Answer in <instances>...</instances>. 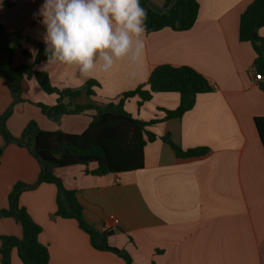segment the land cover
Instances as JSON below:
<instances>
[{
  "label": "crops",
  "instance_id": "0c3cea01",
  "mask_svg": "<svg viewBox=\"0 0 264 264\" xmlns=\"http://www.w3.org/2000/svg\"><path fill=\"white\" fill-rule=\"evenodd\" d=\"M167 1L148 0L147 6L163 12ZM198 1L200 11L192 29L145 33L143 65L135 79L129 78L126 62H119L111 74L97 72L86 80L64 66L44 70L46 61L35 67L47 72L58 89L83 90L88 80L95 79L100 84L95 95L83 93L76 103L100 107L146 83L152 70L163 64L190 66L213 87L212 92L197 95L194 106L181 117L171 119H164L163 110L179 107V93H154L142 106L138 96L125 102L135 118L159 121L148 127L158 138L145 147L144 168L93 175L88 170L96 165L91 164L56 168L53 173L75 191L87 224L112 231L107 235L110 245L126 250L133 264H264V147L255 125V118L264 117V78L256 80L252 70L256 57L252 44L239 39L241 15L254 0ZM43 3L0 0V24L8 33L18 32L20 45L32 55L44 42L42 17L34 16ZM258 36L264 37V28ZM8 42L0 37L1 47L10 48ZM8 61L19 67L31 64L32 58L21 49L13 54L0 50V62ZM29 83L41 89L36 88L38 95L30 100L57 104V94L46 93L34 77ZM11 102L10 82L0 76V116ZM95 113L92 109L66 114L55 121L24 101L6 125L16 138L31 120L46 131L81 134ZM167 135L183 149L207 148L208 153L180 158L160 139ZM40 172L27 148L6 145L0 157V210L8 207L14 184H32ZM56 200L57 187L50 183L23 192L19 200L43 228L40 241L49 248L50 264H125L118 255L95 249L75 219L56 216ZM1 235L22 237V227L1 214ZM11 261L23 264L16 249Z\"/></svg>",
  "mask_w": 264,
  "mask_h": 264
},
{
  "label": "trees",
  "instance_id": "16d2710c",
  "mask_svg": "<svg viewBox=\"0 0 264 264\" xmlns=\"http://www.w3.org/2000/svg\"><path fill=\"white\" fill-rule=\"evenodd\" d=\"M148 0H140L147 10L146 34L169 28L175 32L192 29L195 25L200 3L198 0H168L165 11L157 12L147 6ZM11 5V3H6ZM264 28V0H254L242 13L239 27V39L250 42L256 53L252 70L255 76L264 78V37L255 40L252 34ZM0 37L8 40L10 48L0 46V50H8L13 54L21 49L23 54L32 58L31 64L13 67L11 61L0 62V76L10 82L13 101L10 107L0 116V134L4 144L0 146V157L6 145L16 143L27 148L41 166V172L36 182L27 184L17 182L8 195V207L0 210L3 217L11 218L22 227V237L11 235L0 236L1 264H12L11 251L16 249L23 264H50V252L47 245L40 241L42 226L30 215L28 210L20 205L23 192L33 190L42 183L54 184L57 187V210L55 215L65 219H75L79 227L86 232L92 246L99 251L112 252L125 261L133 264L130 254L111 246L107 232L91 228L83 218V208L73 190L67 189L62 180L54 173L56 168L83 165L96 167L88 170L93 175L124 174L144 168L145 147L155 141L158 136L148 130V127L159 122H149L135 118L125 108V102L135 96L139 97L138 105L149 101L154 93H179L180 105L175 110H163L164 119L181 117L190 110L199 94L210 93L213 87L210 81L196 69L190 66L159 65L154 68L146 83L138 85L134 90L127 91L112 99L104 107L93 104H77L76 99L83 93L93 96L94 88L100 87L95 79L86 82L83 90L69 88L58 89L51 83L47 72L37 71L35 67L47 61L45 43L40 42L34 55L20 45L21 36L18 32L8 33L0 24ZM35 78L39 86L48 94H57L58 101L54 106L31 102L40 107L48 118L58 121L63 115L84 113L94 109L96 113L88 128L81 134L66 133L61 130L46 131L34 120L28 122L22 135L16 138L7 128V120L12 115L14 106L25 101L23 94L29 81ZM68 99L67 103L63 100ZM255 125L264 147V117L255 118ZM180 158H192L206 155L207 148L183 149L172 141L169 135L160 137Z\"/></svg>",
  "mask_w": 264,
  "mask_h": 264
},
{
  "label": "clouds",
  "instance_id": "9594fccd",
  "mask_svg": "<svg viewBox=\"0 0 264 264\" xmlns=\"http://www.w3.org/2000/svg\"><path fill=\"white\" fill-rule=\"evenodd\" d=\"M44 70L64 66L89 79L126 62L135 79L143 65L147 10L140 0H44Z\"/></svg>",
  "mask_w": 264,
  "mask_h": 264
},
{
  "label": "rangeland",
  "instance_id": "374dc122",
  "mask_svg": "<svg viewBox=\"0 0 264 264\" xmlns=\"http://www.w3.org/2000/svg\"><path fill=\"white\" fill-rule=\"evenodd\" d=\"M5 78V77H4ZM33 79V78H32ZM8 80V79H7ZM32 82H34V80L32 81ZM36 88H38L39 90H41L39 87H38V85H36L35 83H34V85L33 86H31L30 85V83H29V85H28V88H27V90L25 91V93H27L25 96H27V97H25L24 96V94H23V99L25 100V101H27V102H29V103H31V102H33L32 101V99L30 100V97L32 96V97H36L37 95H38V92H37V89ZM30 96V97H29ZM29 97V98H28ZM12 101H13V98H12ZM22 102H24V101H22ZM22 102H20V103H22ZM12 103V102H11ZM11 103H10V105H11ZM20 103H17L15 106H14V109H15V107L18 105V104H20ZM35 103V102H34ZM33 103V104H34ZM10 105H9V107H10ZM35 105V104H34ZM8 107V108H9ZM7 108V109H8ZM6 109V110H7ZM14 109H13V111H14ZM5 110V111H6ZM1 135V134H0ZM2 136V135H1ZM3 138V137H2ZM3 141H4V139H3ZM1 214V213H0Z\"/></svg>",
  "mask_w": 264,
  "mask_h": 264
},
{
  "label": "water",
  "instance_id": "95a60500",
  "mask_svg": "<svg viewBox=\"0 0 264 264\" xmlns=\"http://www.w3.org/2000/svg\"><path fill=\"white\" fill-rule=\"evenodd\" d=\"M252 37H253V39H255V40H257L258 39V32H255V33H253L252 34ZM259 134V133H258ZM260 137V136H259ZM261 140V139H260ZM262 142V141H261ZM263 145V144H262ZM0 216H1V214H0ZM113 232L112 231H109V232H107V235H109V234H112Z\"/></svg>",
  "mask_w": 264,
  "mask_h": 264
},
{
  "label": "built area",
  "instance_id": "2783aa9c",
  "mask_svg": "<svg viewBox=\"0 0 264 264\" xmlns=\"http://www.w3.org/2000/svg\"><path fill=\"white\" fill-rule=\"evenodd\" d=\"M255 78H256V80H258V81H260V80L263 79V77H261V76H255Z\"/></svg>",
  "mask_w": 264,
  "mask_h": 264
}]
</instances>
